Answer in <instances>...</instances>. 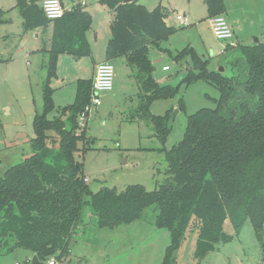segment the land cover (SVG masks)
<instances>
[{
  "label": "trees",
  "instance_id": "1",
  "mask_svg": "<svg viewBox=\"0 0 264 264\" xmlns=\"http://www.w3.org/2000/svg\"><path fill=\"white\" fill-rule=\"evenodd\" d=\"M101 3L116 13L105 59L124 58L135 68L141 86L139 111L163 145L173 129V110L164 117L153 116L152 103L175 99L182 86L203 80L219 92L216 107L188 117L182 140L170 151L160 150L165 152L168 168L157 189L133 185L122 192L107 187L93 192L83 165L75 158L79 144L88 142L80 117L91 102L93 79L79 80L74 103L49 118L56 110L50 85L57 79L59 58L92 56L87 37L91 15L79 5L61 19L48 20L41 0H17L25 31L51 26L53 35L43 110L33 119L31 155L0 177V249L31 252L38 259L36 264L62 260L88 206L100 229L131 225L154 208L157 229L168 231L171 238L161 264H177L176 254L188 233L197 236L196 258L205 259L239 235L247 219L264 250V43L227 44L224 64L231 67V77L209 70V61L186 48L175 60L191 56L192 70L177 85L163 84L153 75L150 48L163 51L162 43L176 30L167 25L162 8L149 11L137 0ZM204 3L208 20L226 13L224 0ZM4 15L0 11V24ZM179 105V111H184L182 100ZM227 223L232 235L226 232Z\"/></svg>",
  "mask_w": 264,
  "mask_h": 264
},
{
  "label": "rangeland",
  "instance_id": "2",
  "mask_svg": "<svg viewBox=\"0 0 264 264\" xmlns=\"http://www.w3.org/2000/svg\"><path fill=\"white\" fill-rule=\"evenodd\" d=\"M91 15L89 38L92 56L77 59L68 55L59 58L57 79L50 87L54 90L56 110L74 103L79 80L92 75L93 61L103 58L112 36L111 23L116 13L104 7L102 0H79ZM78 4V0H63ZM223 15L239 37L240 44L254 45L255 39L264 43V0H224ZM139 5L153 11L159 6L166 14V23L175 28L161 45L163 51L150 48L154 77L163 84L177 85L192 70L191 56L176 61L175 56L192 48L197 56L209 61V70L233 75L224 64L228 54L222 52L229 42L217 40L210 28L204 0H137ZM17 0H0L4 11L0 24V177L6 171L24 162L31 155L30 141L35 138L33 119L43 110V91L47 80L48 51L51 47L52 27L25 31ZM182 16L184 24L178 21ZM98 38L95 41L94 37ZM38 35V36H37ZM243 38L244 41L242 40ZM115 69L113 92L99 96L100 105L87 117L84 126L88 142L79 144L76 160L83 165V174L93 192L103 187L122 192L128 186L140 185L154 191L166 179L168 164L165 149L170 151L183 136L188 117L202 109H214L219 99L218 90L198 80L181 87L175 99L159 100L150 106V114L164 117L173 110V129L163 145L154 126L142 118L141 86L136 80L135 68L124 58L110 61ZM163 66L170 71L163 72ZM180 100L184 111H179ZM178 111V113H176ZM156 211L147 209L141 219L131 225L100 229L97 218L86 206L82 223L70 243V252L56 264H161L168 246L170 233L155 225ZM226 232L233 234L230 223ZM189 235V236H188ZM176 254L177 264H264V250L249 219L239 235L210 253L205 259L195 256L196 234L188 233ZM264 239V234H263ZM34 255L23 249H0V264H27ZM48 264V263H46Z\"/></svg>",
  "mask_w": 264,
  "mask_h": 264
},
{
  "label": "built area",
  "instance_id": "3",
  "mask_svg": "<svg viewBox=\"0 0 264 264\" xmlns=\"http://www.w3.org/2000/svg\"><path fill=\"white\" fill-rule=\"evenodd\" d=\"M42 9L48 20L61 19L67 12V10H65L63 7L61 0H43ZM178 21L182 25L184 24L182 16H178ZM209 24L211 31L217 40L230 42L233 39V28L224 16H217L209 19ZM162 70L163 72H168L171 69L169 66H164ZM114 82L115 69L110 61L98 64L95 68V74L92 83L91 102L80 117V121L83 122L81 123L82 126H84V122L94 110V107L101 104L99 96L104 93L113 92ZM48 264H56V262L54 259H52L48 262Z\"/></svg>",
  "mask_w": 264,
  "mask_h": 264
},
{
  "label": "crops",
  "instance_id": "4",
  "mask_svg": "<svg viewBox=\"0 0 264 264\" xmlns=\"http://www.w3.org/2000/svg\"><path fill=\"white\" fill-rule=\"evenodd\" d=\"M42 1L43 0H41V4H40V6H42ZM61 2H62V4H63V7L65 8V10H67V11H69V10H72L74 7H76V6H79V5H81L82 7L83 6H88L87 4H81L80 3V1L78 0V4H65L64 2H63V0H61ZM103 6V5H102ZM38 30V29H37ZM53 32V31H52ZM233 32H234V37H233V39L231 40V42L232 43H234V44H237V43H239L240 44V41H239V37H238V35L236 34V32L234 31V29H233ZM53 35V34H52ZM38 36V35H37ZM87 37H88V40H89V43H90V45H91V49H92V43H91V40H90V38H89V33L87 34ZM97 38H98V36H97V34L95 35V37H94V39H95V41H97ZM244 39L245 38H243L242 40L244 41ZM227 46V44L225 45V47ZM107 47V46H106ZM225 47L223 48V50L225 49ZM105 50H106V48H105ZM222 50V51H223ZM103 62H106V59H105V51H104V54H103V58H100L99 60L97 59L96 61L94 60L93 61V69H92V75H91V77L89 78V79H93L94 78V74H95V68H96V66L98 65V64H100V63H103ZM164 67V66H163ZM163 71V70H162ZM114 87H115V82H114ZM87 182H88V180H87Z\"/></svg>",
  "mask_w": 264,
  "mask_h": 264
},
{
  "label": "water",
  "instance_id": "5",
  "mask_svg": "<svg viewBox=\"0 0 264 264\" xmlns=\"http://www.w3.org/2000/svg\"><path fill=\"white\" fill-rule=\"evenodd\" d=\"M132 2H133V0H123V4H130V3H132ZM255 42H256V43H259V39H255ZM219 72H221V73L224 72V69L221 68ZM176 113H178V111H177ZM37 262H38V259H37V257L35 256V257L33 258V260H32V264H36Z\"/></svg>",
  "mask_w": 264,
  "mask_h": 264
}]
</instances>
